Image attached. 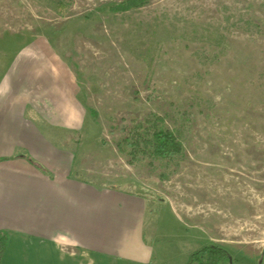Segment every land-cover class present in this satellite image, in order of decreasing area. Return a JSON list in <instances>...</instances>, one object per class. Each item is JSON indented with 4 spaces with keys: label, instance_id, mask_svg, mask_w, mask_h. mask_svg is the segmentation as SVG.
Instances as JSON below:
<instances>
[{
    "label": "rangeland",
    "instance_id": "obj_1",
    "mask_svg": "<svg viewBox=\"0 0 264 264\" xmlns=\"http://www.w3.org/2000/svg\"><path fill=\"white\" fill-rule=\"evenodd\" d=\"M121 1L0 0V72L32 55L71 79L85 117L79 132L51 133L75 175L146 197L156 264H198L191 253L210 244L264 264V0L111 12ZM151 113L182 155L132 158L126 138Z\"/></svg>",
    "mask_w": 264,
    "mask_h": 264
},
{
    "label": "crops",
    "instance_id": "obj_2",
    "mask_svg": "<svg viewBox=\"0 0 264 264\" xmlns=\"http://www.w3.org/2000/svg\"><path fill=\"white\" fill-rule=\"evenodd\" d=\"M36 58L15 54L0 72L1 264H156L146 197L74 175L51 131L79 132L85 111L71 79Z\"/></svg>",
    "mask_w": 264,
    "mask_h": 264
},
{
    "label": "trees",
    "instance_id": "obj_3",
    "mask_svg": "<svg viewBox=\"0 0 264 264\" xmlns=\"http://www.w3.org/2000/svg\"><path fill=\"white\" fill-rule=\"evenodd\" d=\"M152 0H123L111 6V12H124L145 6ZM89 109H87V112ZM93 116L97 112L91 110ZM165 118L157 113H151L145 121L138 122L131 130V134L126 138V142L131 148L130 154L133 159H172L182 155L185 151L183 142L178 134L166 124ZM75 175V173H74ZM78 176V175H77ZM9 239V232L0 231V263L5 253ZM193 261L198 264H233L229 251L218 244H210L191 253Z\"/></svg>",
    "mask_w": 264,
    "mask_h": 264
}]
</instances>
